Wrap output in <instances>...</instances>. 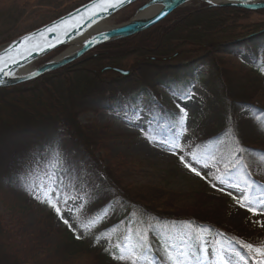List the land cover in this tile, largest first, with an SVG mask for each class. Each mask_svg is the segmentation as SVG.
Listing matches in <instances>:
<instances>
[{"label": "trees", "instance_id": "1", "mask_svg": "<svg viewBox=\"0 0 264 264\" xmlns=\"http://www.w3.org/2000/svg\"><path fill=\"white\" fill-rule=\"evenodd\" d=\"M145 2L133 4L120 15L128 19ZM193 3L201 7L179 9L142 34L99 46L33 82L0 90V203L17 216L16 221H7L0 215V264H128L114 259L119 254L116 247L106 249L137 245L145 232L154 264H168L165 248L173 255L187 253L186 259L193 264L201 248L237 249L246 255L234 241L259 246L254 232L238 235L241 229L230 231L220 218H212L197 205L178 206L200 195L216 200L207 197L205 190L187 195L169 192L164 179L159 187L123 184L114 173L119 174L124 165L118 164L116 171L112 165L104 169L97 154L106 153L111 142L125 136L108 124L79 120L86 114L139 115L141 109L151 116L149 136L174 146V136L184 132L183 111L178 106L159 111L157 104L148 101L156 100L159 91L183 100L199 89L205 94L204 115L197 128L201 135H196L186 154L217 168V176L224 175L227 166L229 175L247 178L256 191L264 187V130L260 128L264 26L244 27L236 34L237 24L252 12ZM256 14L264 15V11ZM191 54L198 56L170 67L171 61ZM243 57L251 65L247 71L230 62ZM130 58L133 65L127 76L114 71ZM106 76L110 78L102 80ZM256 98L261 99L260 106L254 103ZM246 111L249 116L242 118ZM81 167L84 174H79ZM257 169L261 174H255ZM160 174L170 178L173 172L167 169ZM46 184L53 189L55 201L83 198L85 208L76 219L84 233L80 239L70 227L55 226L54 212L41 210L36 196L48 194ZM36 205L39 214L33 227L21 230L23 218ZM92 220L97 222L86 229L84 225ZM101 236L109 239L97 242ZM198 237H209L208 245Z\"/></svg>", "mask_w": 264, "mask_h": 264}, {"label": "rangeland", "instance_id": "2", "mask_svg": "<svg viewBox=\"0 0 264 264\" xmlns=\"http://www.w3.org/2000/svg\"><path fill=\"white\" fill-rule=\"evenodd\" d=\"M88 1L91 0H0V46L66 15ZM200 7L201 5H198V3H191L181 9H199ZM139 8H141V6ZM137 10L128 19H124L123 15H120L121 13L117 14L112 18L110 24L118 25L128 21L136 14ZM237 26L240 27L236 30V34L242 32L244 27L264 26V15L253 13L248 19L239 22ZM193 50L194 49L191 48V51ZM196 56L198 55L191 54V56L184 57L183 59L181 58L180 61H171L170 67L180 65L179 63L181 61L183 62L190 59L194 60L196 59ZM230 62L244 71L249 70L251 67L249 60L246 57L241 59L234 58L233 60H230ZM132 65L133 58H130L124 61L119 68L120 70L128 71L131 70ZM200 73L202 74V77L207 78L208 74L205 70ZM110 76L103 77L102 80H108ZM111 78H113V76ZM203 96H205V94L199 89H193L185 100L177 97L168 98L165 91H159L157 96L158 103H156V100L148 101L150 104H157L156 108L159 111H162V108L164 107L173 109L174 106H178L182 109L183 114H187L186 119H183L184 132L177 133L174 136L176 143H179L180 145L179 148L168 145L159 139H154L149 136L152 127L151 116L143 110L141 111V109L138 111V114L141 113L139 115H116L106 113H100L97 115L86 114L81 116L79 120L81 123L95 121L101 125L108 124L113 130L125 136V139L121 138L111 142L108 145L106 153L97 154V157L102 161V167L104 169H106L108 165H112L116 171L117 169L115 167L118 164L124 165L121 167L119 174L114 173L120 177L124 182L123 184L131 187L135 185L159 187V185H163L162 181L164 179V186L168 187L167 191L169 192L187 195L191 192L205 190L207 197L213 196L216 200L208 201L200 195L194 200H182V203H179L178 206L183 204L186 206H191L193 204L197 205L200 210L212 215V218H220L230 231H234L235 233V228H237V231L241 229L236 232L238 235L248 233L249 231L254 232L257 235L256 239L260 245L261 242H264V227H261L252 221L260 220L264 223V216H253L245 209L240 208L237 201L232 199V196L239 197L242 193L237 192L236 189H230L221 185L219 181L214 178L217 176V168H214L212 165L205 167L204 164L201 162L197 163L195 158L186 154L185 150L189 146L194 145L196 135H201L197 128L204 115ZM259 98L254 100V103L257 106H260L261 104V99ZM146 103L147 101L145 100L143 104ZM160 113L162 112H159L158 114ZM248 116L249 112L247 111L241 114L242 118H247ZM239 119L240 118H237V121H239ZM126 137H128V139H126ZM258 137L260 138L262 135ZM173 153H175V155ZM180 157L184 158L185 163H189L192 167L200 171L204 178L202 179L201 177L196 176L193 172L185 168ZM133 160L140 164L137 166L133 165ZM59 164H61L60 161ZM167 169L170 172H173L170 178L160 174ZM84 171L85 169H83V167L79 168V174H84ZM261 172L262 171L259 169L255 170L256 175L261 174ZM94 182L98 184V181ZM94 182L90 180V184H94ZM241 187H244L243 184ZM46 188L48 189V194L46 196L55 200L53 189L48 186V184H46ZM97 188L100 192L103 191L102 194L104 193L106 196L108 195L105 192L106 190H104V187L98 185ZM228 193H231V195ZM110 196L112 197V194ZM167 196V198L171 197L169 195ZM44 197L39 195L36 196L38 205L43 212H54L56 214L54 222L55 226L60 229L70 227L72 230L76 231L79 236H83L84 233L79 229L76 220L77 214L82 212L85 208L83 198L77 195L66 201H56L57 207L60 208V213L57 214L47 202H42ZM10 208L11 207L8 206L4 207L0 203V215L7 221H10V219L13 218L16 221L17 216H15L16 214ZM38 214L37 205L33 206L26 218H23L25 227L21 230L31 229ZM135 215L139 214L135 212ZM65 221H67V223H65ZM248 236L250 235L248 234ZM208 241L209 237L203 238L205 245H208ZM206 250V252H198L199 255L193 259V264H217L218 256L222 254V251L217 250L214 252L209 248H206ZM229 253L230 252L223 253L226 256V262L230 259L232 264H243L238 257L231 256ZM243 256L246 258L247 264H256L254 258H248V253Z\"/></svg>", "mask_w": 264, "mask_h": 264}, {"label": "water", "instance_id": "3", "mask_svg": "<svg viewBox=\"0 0 264 264\" xmlns=\"http://www.w3.org/2000/svg\"><path fill=\"white\" fill-rule=\"evenodd\" d=\"M139 1L141 0H126L120 7L114 9H93L96 13L93 15L88 12V8L93 4V0H91L66 15L1 45L0 53H3L10 46L19 45L24 37L33 34L36 36L34 41L26 45V48L31 49V51L21 50L23 55L19 57L18 63L13 64L11 60L8 61V66L4 70L9 72V75L4 76L0 73V90L33 82L69 66L99 46L142 34L165 21L175 11L193 2H200L211 8L240 9L252 13L264 11V0H211V2L210 0H147L128 21L92 33L97 27L103 23H110L117 14ZM150 10L153 12L148 13ZM141 14L145 15L138 17ZM70 17L76 19L56 31H45V29L54 24H60L62 20ZM41 32H44L43 36H40ZM33 45H39L40 48H34ZM73 46L79 48L72 50ZM62 48H64L62 53L45 63L39 64L45 57ZM115 72L127 75V73L119 70H115Z\"/></svg>", "mask_w": 264, "mask_h": 264}, {"label": "snow or ice", "instance_id": "4", "mask_svg": "<svg viewBox=\"0 0 264 264\" xmlns=\"http://www.w3.org/2000/svg\"><path fill=\"white\" fill-rule=\"evenodd\" d=\"M126 2V0H93V4L88 8V12H91L93 15L96 13L93 9H100V10H107L108 8H118L121 6L122 3ZM211 2V0H210ZM75 17H70L69 19L62 20L60 24H54L53 26L45 29L46 32H53L57 29L61 28L62 26L68 25L72 20H75ZM44 32L40 33V36H43ZM36 39L35 34L26 36L22 39L19 45L13 47L10 46L8 49H5L3 53H0V73L4 76L9 75V72L5 71V67L8 66V61L11 60L13 64L19 62V57L23 55L22 49L24 51H31V49L26 48V45L29 42L34 41ZM51 46V45H49ZM34 48L39 49V45H33ZM25 59L27 57H24ZM186 113L182 116V120L186 119ZM260 128L264 130V120L260 121ZM174 147L179 148V143H176ZM241 152L245 151L244 149H240ZM175 155V153H173ZM194 158H196L194 156ZM181 162L184 164V167L187 168L189 171L193 172L196 176L204 178L201 175V172L198 171L196 168L192 167L189 163L184 162V158L180 157ZM197 163H199V159H197ZM207 167V163L204 165ZM235 165H233L234 167ZM226 167V172L222 176L214 177L216 180L219 181L221 185H224L230 189H236L237 192L242 193V195L232 196V199L237 201L238 206L242 209H245L247 212L251 213L253 216L261 215L264 216V188L260 191H256L254 185L248 181L247 178L238 177L235 175H229L228 169ZM250 175V174H249ZM245 185V187H241V185ZM222 190V189H218ZM231 195V193H228ZM42 202H47L50 207H52L57 214L60 213V208L57 207V203L49 196H45ZM106 215V213H105ZM97 221L92 220L89 224L84 225L86 229H90ZM255 224L264 227V223L260 220L252 221ZM67 223V221H65ZM203 231V230H201ZM77 239H80V236H77ZM100 239H109L107 236H101L97 238V242ZM139 239L141 243L137 245H125L124 248H120L119 245H110L106 251H109L111 247H116L119 250V254L114 256V259H118L120 261L128 262V264H154V261L150 257L151 252V244L147 240L146 232L140 234ZM198 239H203V237H198ZM238 244L241 248H243L248 253V258H254L256 264H264V242H261L259 246H253L252 244H246L242 241L236 240L234 241ZM136 249H142V251H137ZM202 252H206L207 250L201 248ZM227 249L222 250V254L218 256L217 264H232V261L229 259L226 262V256L223 254L227 252ZM231 256H236L239 258L243 264H247L246 258L239 253L237 249H232L229 253ZM165 255L168 264H190V262L186 259L187 253L180 251L176 255H173L171 252L165 248Z\"/></svg>", "mask_w": 264, "mask_h": 264}, {"label": "bare ground", "instance_id": "5", "mask_svg": "<svg viewBox=\"0 0 264 264\" xmlns=\"http://www.w3.org/2000/svg\"><path fill=\"white\" fill-rule=\"evenodd\" d=\"M200 3V2H199ZM153 12V10H150L148 13H152ZM146 14V13H145ZM145 14H141L140 16H138V17H141V16H143V15H145ZM54 21V20H53ZM50 23V22H49ZM114 24H110V23H103L101 26H99V27H97L94 31H92V33H96V32H99V31H102V30H105V29H107V28H110V27H112ZM77 48H79L78 46L76 47V46H73V48H72V50H76ZM71 52V51H70ZM47 62V61H46ZM45 63V62H44Z\"/></svg>", "mask_w": 264, "mask_h": 264}]
</instances>
